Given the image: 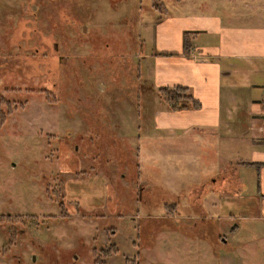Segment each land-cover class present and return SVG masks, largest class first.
<instances>
[{
  "label": "rangeland",
  "instance_id": "rangeland-1",
  "mask_svg": "<svg viewBox=\"0 0 264 264\" xmlns=\"http://www.w3.org/2000/svg\"><path fill=\"white\" fill-rule=\"evenodd\" d=\"M244 2L0 0V264H231L244 221L217 219L180 168L160 180L139 135L166 102L150 69L167 30L260 17Z\"/></svg>",
  "mask_w": 264,
  "mask_h": 264
},
{
  "label": "crops",
  "instance_id": "crops-1",
  "mask_svg": "<svg viewBox=\"0 0 264 264\" xmlns=\"http://www.w3.org/2000/svg\"><path fill=\"white\" fill-rule=\"evenodd\" d=\"M244 4L254 7L252 0ZM261 5L260 17L247 16L246 21L183 14L199 20L188 23L181 18L167 30V43L152 51L150 71L155 85H187L202 105L174 109L165 102L155 108L149 123L145 121L147 132L139 135L151 153H158L149 154V169L157 172L160 180L159 173L180 168L195 184L190 192L193 197L205 196L208 206L211 201L213 207L219 206V217L214 215L217 219L244 221L231 226L239 239L234 241L236 248H231L236 251L231 254V264H239L241 258L245 262L241 264L264 261V253L256 249L264 250V0ZM186 28L207 35L200 45H192L190 54L183 52L181 42ZM208 34L216 35L215 42L208 41ZM160 51L176 53L163 55ZM137 151L142 167L147 163L142 160L141 148ZM208 182L211 189L218 186L226 191L209 200L214 192L206 191ZM165 185L169 196H180L174 191L178 187ZM169 213L173 215L171 210ZM243 228H247V238L239 235ZM221 239L225 241L224 235Z\"/></svg>",
  "mask_w": 264,
  "mask_h": 264
},
{
  "label": "trees",
  "instance_id": "trees-1",
  "mask_svg": "<svg viewBox=\"0 0 264 264\" xmlns=\"http://www.w3.org/2000/svg\"><path fill=\"white\" fill-rule=\"evenodd\" d=\"M198 30H184L183 36V52L190 54L193 45L194 35ZM163 55L174 54L176 51H160ZM158 91L164 97L169 106L174 109L200 108L201 102L194 97L190 87L182 84L161 85Z\"/></svg>",
  "mask_w": 264,
  "mask_h": 264
}]
</instances>
